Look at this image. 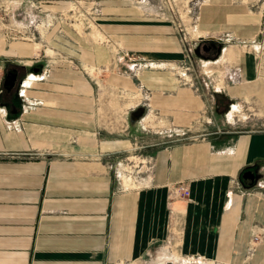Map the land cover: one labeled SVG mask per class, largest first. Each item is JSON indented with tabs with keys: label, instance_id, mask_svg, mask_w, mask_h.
<instances>
[{
	"label": "crops",
	"instance_id": "1",
	"mask_svg": "<svg viewBox=\"0 0 264 264\" xmlns=\"http://www.w3.org/2000/svg\"><path fill=\"white\" fill-rule=\"evenodd\" d=\"M99 1L97 32L82 38L55 27L0 40V264H120L160 246L177 259L264 264V181L245 190L238 179L264 160V51L244 44L264 40L262 15L242 0H184L193 26L182 33L170 18ZM201 37L224 43L219 59H200L211 99L206 81L179 74ZM13 68L21 84L9 92ZM218 94L229 125L192 140ZM133 150L143 176L123 172ZM181 183L189 197L173 193Z\"/></svg>",
	"mask_w": 264,
	"mask_h": 264
},
{
	"label": "rangeland",
	"instance_id": "2",
	"mask_svg": "<svg viewBox=\"0 0 264 264\" xmlns=\"http://www.w3.org/2000/svg\"><path fill=\"white\" fill-rule=\"evenodd\" d=\"M109 1H121L129 3L144 13V15L147 14L151 16H157L164 19L170 18L178 24L179 28L182 29V33L191 31L193 26V9L189 8V5L184 0ZM242 1L250 3L252 9L257 10L262 15V21L260 23V26L262 27L264 16L261 12V2L256 4V0ZM100 4L101 3L99 0H0V40H13V38H11V34L14 29H16V31H21V34H18L21 35V37H17L16 40L32 41H36L40 35L44 36L48 33L50 34L51 31H55V27H57L58 31L59 29L62 30L69 28L78 35H80L79 32L83 35L86 32L88 33L92 30H96L97 32L99 26V17L102 16ZM79 37L82 38L81 35ZM196 42H199V40ZM194 48L195 46L193 45L186 47L185 60L182 64L181 71L179 69L176 71H180V75L187 74V76H192L195 79V82L206 81V92L209 91L208 94L211 99L214 76L208 77L207 75L205 76L201 73L203 64L202 61H200V58L195 54ZM49 53H52L53 56L59 59L60 62H69V60H73V62L75 61L74 59L67 57L61 51H53ZM223 69L224 67L221 66L213 65L212 67V71L214 70V72L216 70L221 71ZM214 101L216 106L212 108L209 107V115L206 114L208 117L204 120V122L194 125L191 128L190 136L192 137V140H198L207 137L206 134L212 129L216 128L217 130H224V128L229 125L226 120L227 118H225L226 113H224L226 111V107L229 105L226 104L225 106V103L228 101L224 102L220 98L216 100L214 99ZM237 125L238 130H244L247 128L244 126V124ZM260 126L261 127L256 126L255 128H264V125L261 124ZM202 133L205 134L202 135ZM171 136L172 137H170V139H173L177 137V134L172 133ZM135 145L142 146V143L140 141L139 143H135ZM139 154L140 153H138L137 150H133V152L130 154L132 158L126 160L124 159L125 169L123 172L125 174L132 173L142 176L147 174V164L145 162L144 164H140V162L143 160V157H139ZM128 182L129 180L124 181L128 187L137 186L133 181H130L129 183ZM178 258L179 259L171 254L169 248L160 246L152 251L150 255H145L144 257L134 261H123L120 264H194L189 262L188 258Z\"/></svg>",
	"mask_w": 264,
	"mask_h": 264
},
{
	"label": "water",
	"instance_id": "3",
	"mask_svg": "<svg viewBox=\"0 0 264 264\" xmlns=\"http://www.w3.org/2000/svg\"><path fill=\"white\" fill-rule=\"evenodd\" d=\"M223 48L224 43L222 40L201 37L194 48V52L200 59L217 60L222 55ZM18 77V69L7 70L4 77V88L11 92L17 86L18 90L21 84V81H18ZM145 113L146 109L143 106L132 111L130 115L132 124L144 117ZM238 179L245 190H251L259 186L264 181V160H257L254 164L245 167L240 172Z\"/></svg>",
	"mask_w": 264,
	"mask_h": 264
},
{
	"label": "built area",
	"instance_id": "4",
	"mask_svg": "<svg viewBox=\"0 0 264 264\" xmlns=\"http://www.w3.org/2000/svg\"><path fill=\"white\" fill-rule=\"evenodd\" d=\"M14 1V0H13ZM259 2H261V12H262V14H263V16H264V0H256V4H258ZM15 31V32H14ZM18 34H21V31H19V30H17L16 31V29H14L13 31H12V34H11V38H13V39H16L17 37H21V35H18ZM260 34L264 37V22H263V24H262V27H261V30H260ZM244 44L246 45V46H250V47H254V46H257L255 49H256V51L257 52H262V51H264V40H262V42L260 41H258V40H256V41H252V42H249V41H245L244 42ZM262 54V53H261ZM137 68H139L138 66H136ZM136 67H131L130 68V71L132 72V73H137L136 71H135V69H136ZM1 71H2V69H1ZM238 70H236V72H234V73H232L231 74V79L233 80V81H235L236 80V78H237V75H236V73L238 74ZM2 73V72H1ZM4 73H5V71H4ZM147 168H148V166H147ZM148 170H149V168H148ZM173 193L175 194V195H181V196H185V197H189L190 196V188L187 186V185H184L183 183H181V184H178L177 186H175L174 187V189H173ZM257 241V237L255 236V242ZM249 253H253L254 251V249H253V246L252 247H250L249 248ZM188 261L189 262H191V263H194V264H206V263H208V264H219V263H215V262H210V261H207L206 259H204V258H201V257H197V258H188ZM206 262V263H205Z\"/></svg>",
	"mask_w": 264,
	"mask_h": 264
},
{
	"label": "trees",
	"instance_id": "5",
	"mask_svg": "<svg viewBox=\"0 0 264 264\" xmlns=\"http://www.w3.org/2000/svg\"><path fill=\"white\" fill-rule=\"evenodd\" d=\"M218 95H219V94H218ZM219 96H220L219 98L222 99L224 102L228 101L227 103H225V106H226V104H229V105H230V101H229V99H228L225 95L220 94ZM225 110H227V107H226ZM225 112H226V111H225Z\"/></svg>",
	"mask_w": 264,
	"mask_h": 264
},
{
	"label": "bare ground",
	"instance_id": "6",
	"mask_svg": "<svg viewBox=\"0 0 264 264\" xmlns=\"http://www.w3.org/2000/svg\"><path fill=\"white\" fill-rule=\"evenodd\" d=\"M169 260V259H168ZM171 262V261H170Z\"/></svg>",
	"mask_w": 264,
	"mask_h": 264
},
{
	"label": "flooded vegetation",
	"instance_id": "7",
	"mask_svg": "<svg viewBox=\"0 0 264 264\" xmlns=\"http://www.w3.org/2000/svg\"><path fill=\"white\" fill-rule=\"evenodd\" d=\"M190 264V263H189Z\"/></svg>",
	"mask_w": 264,
	"mask_h": 264
}]
</instances>
